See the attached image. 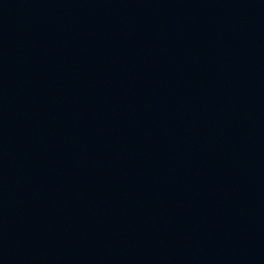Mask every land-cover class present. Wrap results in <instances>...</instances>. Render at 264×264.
I'll return each mask as SVG.
<instances>
[{
	"label": "water",
	"instance_id": "water-1",
	"mask_svg": "<svg viewBox=\"0 0 264 264\" xmlns=\"http://www.w3.org/2000/svg\"><path fill=\"white\" fill-rule=\"evenodd\" d=\"M0 264H264V0H0Z\"/></svg>",
	"mask_w": 264,
	"mask_h": 264
}]
</instances>
